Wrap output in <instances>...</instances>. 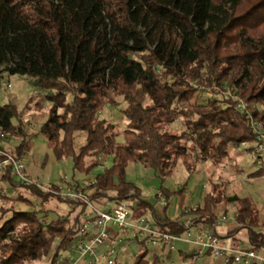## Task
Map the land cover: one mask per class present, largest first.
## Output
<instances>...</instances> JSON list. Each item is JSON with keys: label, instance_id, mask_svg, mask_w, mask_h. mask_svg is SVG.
<instances>
[{"label": "trees", "instance_id": "trees-1", "mask_svg": "<svg viewBox=\"0 0 264 264\" xmlns=\"http://www.w3.org/2000/svg\"><path fill=\"white\" fill-rule=\"evenodd\" d=\"M4 75L28 77L48 92L52 106L38 132L55 160H70L71 179H88L98 158L111 159L87 187L92 200L136 199L137 208L150 209L125 178L128 163L152 171L166 200L161 183L177 160L187 172L196 161L220 164L228 146L254 139L237 100L247 103L264 134V0H0V80ZM67 95L70 103L58 114L56 104ZM115 98L124 103L121 144L113 125L98 118ZM177 120L180 133L169 128ZM21 126L15 105H0V132L18 139L10 149L14 157L31 149ZM76 133L83 135L78 146ZM0 181L18 187L5 173ZM22 188L41 203L54 198L34 186ZM54 199L73 213L75 204ZM0 200L29 205L19 196ZM220 203L235 207L231 233L244 229L249 248L264 254V235L257 232L264 222L253 200L228 196L223 187H211L199 206L174 220L153 215L152 222L173 235L185 223L209 228ZM45 217L41 209L0 210V264H35L47 256V264L54 263L75 235L77 215ZM159 262L141 248L131 264Z\"/></svg>", "mask_w": 264, "mask_h": 264}, {"label": "rangeland", "instance_id": "rangeland-1", "mask_svg": "<svg viewBox=\"0 0 264 264\" xmlns=\"http://www.w3.org/2000/svg\"><path fill=\"white\" fill-rule=\"evenodd\" d=\"M37 88L32 83V79L28 77L19 76H3L0 80V105L7 103L14 104L18 111H21L22 130L28 141L31 143V149L23 155L25 158L24 174L31 180H38L43 186L50 184H57L61 179H71V163L69 159L55 160L46 148L43 137L39 134L38 129L40 125L46 120L48 111L52 106L50 102L45 99L48 92ZM224 92L223 95H226ZM207 95V94H206ZM203 102L206 98L201 95ZM115 104H106L105 107L98 114L99 119L106 120L113 125L116 134V142L122 143L121 132L125 128V120L120 115L119 110L124 107V103L118 99H114ZM70 103V96H65L59 103L56 104L57 113L61 114L64 107ZM259 122V121H258ZM261 124V123H260ZM171 130L180 133L183 130L180 120H177L171 126ZM83 141V135L75 134V144L78 146ZM18 139L16 137L5 136L2 144L5 148L11 149ZM187 147L189 143H185ZM227 157L220 164H213L210 161H192L194 166L189 172L185 170L180 160L175 162L171 175L166 178L161 187L169 192L164 204H160L156 198V191H159V180L154 177L152 171L144 169L140 164L128 163L125 169V178L128 182L134 184L139 189V198L147 202L150 207L161 209L164 206V215L171 218L180 212L188 211L199 206L202 197L210 190L211 187H223L225 194L236 195L239 198L249 197L253 200L256 208L259 211V219L264 222V174H256L262 167L256 166L251 162L246 147L243 145L228 146ZM264 160V159H263ZM99 167L93 169L86 177L93 179L94 176L101 172L103 167H109L111 164L110 158H98ZM263 170V169H262ZM264 171V170H263ZM75 179V180H74ZM83 179L82 175L74 174L72 181ZM86 180V178H85ZM181 189V193H176ZM160 192V191H159ZM172 192V193H171ZM175 192V193H173ZM161 194V193H160ZM0 195H5L7 199H15L21 197L27 201L29 205L23 202H2L0 200V210L11 207L16 211H37L39 209L46 212L45 221L54 218L69 217L72 218L76 214V207L73 213L68 216L69 205L60 203L56 199L51 198L46 202L41 203L38 199L30 196L22 187H14L11 189L8 184L0 181ZM124 204L130 209L132 213H138L151 220L149 209L137 208V200H127ZM110 203H107L105 208H108ZM235 207L230 203H220L217 205L216 214L219 217H224L221 227L227 228L228 225H235L233 214ZM40 215V214H39ZM8 216V215H7ZM41 216V215H40ZM245 230L240 231L237 236L243 240ZM259 233L264 235V229H258ZM184 248L187 259L183 261L177 260V251L170 253L168 259L164 262H173L175 264H201L200 259L191 261L189 256L193 253L194 248L191 245L177 244L178 247ZM144 247L139 246L135 242L128 244V249L131 254L139 252ZM257 248L255 250H259ZM150 250V249H149ZM263 251V249H261ZM166 254V251H163ZM48 256L42 261L35 264H47ZM131 264V261L128 262Z\"/></svg>", "mask_w": 264, "mask_h": 264}, {"label": "built area", "instance_id": "built-area-1", "mask_svg": "<svg viewBox=\"0 0 264 264\" xmlns=\"http://www.w3.org/2000/svg\"><path fill=\"white\" fill-rule=\"evenodd\" d=\"M230 95L226 93V96ZM235 109L246 117L254 135L250 143L240 145L246 147L251 162L261 166L264 159V134L261 124L252 118L246 102L237 100ZM3 139L4 135L0 132V173L7 174L18 187L34 186L54 198L75 204L77 215L75 235L53 264H127L121 255L126 251L125 244L131 242L138 245L142 243L144 248L166 253L175 252L177 244L191 245L194 248L189 256L191 261L209 254L222 264H264L262 251L245 248L236 240L220 238L215 234L213 229L225 221L223 216L209 228L185 223V229L181 234L161 232L147 217L134 216L124 202L92 200L87 187L93 184V179L72 181L63 178L51 187L43 186L36 179L31 180L24 174V156L14 157L2 144ZM160 193L156 191L155 195L162 205L165 200ZM107 203H110V206L105 208ZM158 264L175 263L161 261Z\"/></svg>", "mask_w": 264, "mask_h": 264}, {"label": "crops", "instance_id": "crops-1", "mask_svg": "<svg viewBox=\"0 0 264 264\" xmlns=\"http://www.w3.org/2000/svg\"><path fill=\"white\" fill-rule=\"evenodd\" d=\"M261 169H263L264 170V160H262V165H261ZM75 180V179H74ZM82 180V179H81ZM81 180H77V181H81ZM175 192H178V194L179 193H181V189H179L178 191H175ZM169 193V192H168ZM172 193V192H171ZM174 193V192H173ZM106 206V205H105ZM217 208V207H216ZM143 210H144V208H142ZM149 211H150V214H151V220H152V216L153 215H156V216H158L160 219H166L167 217L164 215V206L161 208V209H159V208H157V206H155V207H150V209H149ZM180 214V213H179ZM179 214H177V215H173L171 218H168L169 220H174L175 218H177L178 216H179ZM215 214H216V210H215ZM139 215H141V214H138V213H134V216H139ZM216 216H217V214H216ZM234 217H235V213L233 214V220H234ZM220 217L219 216H217V219H219ZM188 219H187V217H182V218H180L179 219V221H181L182 223H185L186 221H187ZM221 224H222V222L218 225V226H216L213 230H214V232H215V234L218 236V237H220V238H229V239H233V240H236V241H238L243 247H245V248H249L250 247V244H249V242H248V240H247V232H245V234H244V236H243V240H241V239H239L237 236H239L240 235V231L241 230H236V231H234L233 233H231L233 230H235L236 228H237V226L236 225H228V227L227 228H222L221 227ZM198 226V225H197ZM242 230H244V229H242ZM231 233V234H230ZM125 250L126 251H124V253H122V260H125V261H127V264H128V262H132V260H133V258H134V256L135 255H137L138 254V252H136L135 254H133L132 252H131V254H130V252H129V249H128V244L126 245L125 244ZM146 251H147V253H148V255H150V254H156L158 257H159V261L161 262V261H164V259H168L166 256H167V254H170V253H163V251H157V250H154V249H150V248H147V247H145L144 248ZM150 249V250H149ZM176 251H177V260L178 261H183V260H185V259H187V257H188V255H186V250L184 249V248H182V247H178L177 249H176ZM257 251H261V249H259V250H257ZM200 263L201 264H222V262L220 261V260H218V259H215V258H213V257H211L209 254H205L204 255V257H202V258H200Z\"/></svg>", "mask_w": 264, "mask_h": 264}]
</instances>
